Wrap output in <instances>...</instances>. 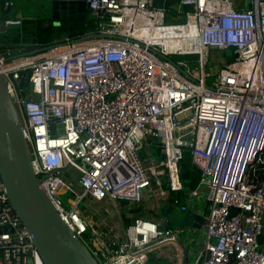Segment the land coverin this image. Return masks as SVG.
Here are the masks:
<instances>
[{
  "label": "built area",
  "instance_id": "1",
  "mask_svg": "<svg viewBox=\"0 0 264 264\" xmlns=\"http://www.w3.org/2000/svg\"><path fill=\"white\" fill-rule=\"evenodd\" d=\"M85 1L94 31L0 53L34 171L61 217L99 264H186V230L167 218L136 217L109 236L81 205L139 204L161 174L184 191L188 148L201 171L188 194L202 191L207 204L192 264H264V0H179L169 23L154 0ZM21 23L6 17L0 32ZM157 27H178L195 49L168 51L144 36ZM150 140L166 155L157 166L141 154ZM173 203L189 208L181 196ZM0 227V264H44L1 176Z\"/></svg>",
  "mask_w": 264,
  "mask_h": 264
},
{
  "label": "water",
  "instance_id": "2",
  "mask_svg": "<svg viewBox=\"0 0 264 264\" xmlns=\"http://www.w3.org/2000/svg\"><path fill=\"white\" fill-rule=\"evenodd\" d=\"M7 1L10 9L14 5L21 8L39 6L46 15L51 16L57 26H60L62 21L73 23L76 19L88 17V4L85 0ZM63 31L67 32V27H64ZM226 53L227 62L233 61L232 50L227 49ZM183 118V115L180 116V119ZM0 176L9 202L32 235L44 264H99L90 249L61 217L41 187V178L34 171L18 110L2 74H0ZM195 219L198 223L193 222ZM187 223L201 229L204 217H197L189 210ZM3 230L0 227V233Z\"/></svg>",
  "mask_w": 264,
  "mask_h": 264
},
{
  "label": "trees",
  "instance_id": "3",
  "mask_svg": "<svg viewBox=\"0 0 264 264\" xmlns=\"http://www.w3.org/2000/svg\"><path fill=\"white\" fill-rule=\"evenodd\" d=\"M178 2L179 0H154V6L166 8L167 23H169L174 19ZM186 10L188 11L189 8ZM4 12L6 17L10 16L11 11L5 9ZM183 19L184 16L181 20ZM64 27H67V32L63 31ZM95 29L96 25L89 15L85 19H76L73 23L62 21L60 26L55 25L54 20L49 15H39L34 17L24 16L21 25L5 28L0 32V53L7 55L8 51L17 50L19 48H24L26 51H32L39 48L50 47L55 43L61 42L66 37L77 38L92 32ZM174 57L176 58V56ZM145 147L147 148V151H144V156L151 152V154L159 158L160 161L165 160L166 155L155 141L150 140L144 148ZM180 168L184 191L177 192L169 190V202L166 205L167 208L162 212L168 220L170 219V221L166 223V226L170 228H182L184 226L183 222L180 223L173 220V215L177 211L173 199L176 196L182 197L184 192L195 189L199 185L201 179V171L193 163L191 150L188 148L183 149ZM182 200H184V197H182ZM161 215L162 214L158 215V217Z\"/></svg>",
  "mask_w": 264,
  "mask_h": 264
},
{
  "label": "crops",
  "instance_id": "4",
  "mask_svg": "<svg viewBox=\"0 0 264 264\" xmlns=\"http://www.w3.org/2000/svg\"><path fill=\"white\" fill-rule=\"evenodd\" d=\"M7 0H0V21L6 18L5 9H8L10 12V16L12 18H20L22 19L24 16L34 17L39 15H46L45 12L39 6L33 7H25L21 8L17 5H14L11 9L5 7ZM4 3V5H3ZM149 159V165L154 164L155 166L160 164V159L156 156H153L150 153L146 156ZM144 158V157H143ZM146 161V158H144ZM151 162V163H150ZM158 162V164H157ZM162 177V176H161ZM163 178V177H162ZM166 181V178H163V182ZM156 183V182H154ZM164 184H154V186L148 188L144 194V200L137 204L131 203L130 201H118L117 203L111 201L110 199H105L103 201H94L90 197L86 198L85 204H82L85 209L86 215H88L89 219L94 224V227L101 232H106L109 236H122L124 229L127 225L133 222L136 217H143L151 220H159L165 219V215L162 213L167 208L166 205L169 202L170 193L167 182ZM163 185V186H162ZM189 191L184 192L183 202L188 204L189 208L186 211H180L178 208L175 214L173 215V220L175 222H183V229L186 232L190 230L197 229L194 225H190L187 223V211H192L194 215L197 217H204V214L207 209V204L203 198V192L201 195H189ZM162 214L160 217L158 215ZM170 221V219H169ZM194 223H198L195 219ZM202 239L204 236V224L202 225ZM188 238H185L184 243H187ZM193 240V239H192ZM194 240L199 241L200 238ZM200 246V245H199ZM196 245V249L193 250V253L197 251L199 248ZM184 255L186 258V247L183 244ZM190 255L188 254V260ZM194 257V255H193ZM168 262V260H167Z\"/></svg>",
  "mask_w": 264,
  "mask_h": 264
},
{
  "label": "bare ground",
  "instance_id": "5",
  "mask_svg": "<svg viewBox=\"0 0 264 264\" xmlns=\"http://www.w3.org/2000/svg\"><path fill=\"white\" fill-rule=\"evenodd\" d=\"M144 36L149 40L156 41L161 45H165L168 51H190L195 49L194 43L188 41L187 39H184L183 41V36L178 27H157L155 29H149L145 31Z\"/></svg>",
  "mask_w": 264,
  "mask_h": 264
},
{
  "label": "rangeland",
  "instance_id": "6",
  "mask_svg": "<svg viewBox=\"0 0 264 264\" xmlns=\"http://www.w3.org/2000/svg\"><path fill=\"white\" fill-rule=\"evenodd\" d=\"M89 17H90V15H89ZM211 51H212V53H211L210 62L208 64V66H209L210 69L219 68L220 67V62H219V59H218V51L216 49H212ZM175 56L178 57L177 55H175ZM220 57H223V54L222 55L220 54ZM60 130L62 131V128L61 127H60ZM144 151H147V148L146 147L141 150V154H142V156L144 158H146V162L149 163V159L146 157L147 155L146 156L143 155V153H145ZM159 162H161V161H159ZM157 164H158V162H157ZM158 168L159 169H162L163 166H158ZM161 175H162L163 178L165 177L164 174H161ZM162 177H161V184H163V185L165 184L166 185V183H165L166 181L163 182V178ZM157 179H159V178H157ZM154 182H153V186L155 184ZM81 206H82L83 209H85V207L83 205H81ZM182 235H184V234H182ZM185 235H186V238H188L187 243L186 242L184 243V246L186 247V264H192L193 259H194V257H193V255H194L193 250H195L197 248L196 245H198V246L200 245L201 246L202 243H203L202 230L201 229L190 230L189 232L187 231ZM194 238H196V239L200 238V240L199 241H196V240H194ZM188 254L190 255L189 260H188Z\"/></svg>",
  "mask_w": 264,
  "mask_h": 264
}]
</instances>
